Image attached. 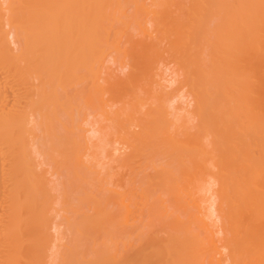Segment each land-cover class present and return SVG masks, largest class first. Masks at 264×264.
Listing matches in <instances>:
<instances>
[{
	"label": "bare ground",
	"instance_id": "6f19581e",
	"mask_svg": "<svg viewBox=\"0 0 264 264\" xmlns=\"http://www.w3.org/2000/svg\"><path fill=\"white\" fill-rule=\"evenodd\" d=\"M0 264H264V0H0Z\"/></svg>",
	"mask_w": 264,
	"mask_h": 264
},
{
	"label": "rangeland",
	"instance_id": "374dc122",
	"mask_svg": "<svg viewBox=\"0 0 264 264\" xmlns=\"http://www.w3.org/2000/svg\"><path fill=\"white\" fill-rule=\"evenodd\" d=\"M167 72H168V71H167ZM167 72H166V74H167ZM168 75H169V73L167 74V76H166V75H165V76L168 77ZM169 79H170V78H167V80H169Z\"/></svg>",
	"mask_w": 264,
	"mask_h": 264
}]
</instances>
